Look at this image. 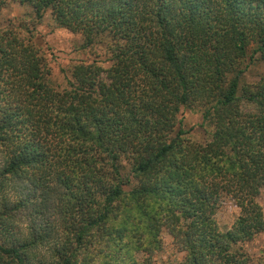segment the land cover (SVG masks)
Wrapping results in <instances>:
<instances>
[{"label": "trees", "instance_id": "obj_1", "mask_svg": "<svg viewBox=\"0 0 264 264\" xmlns=\"http://www.w3.org/2000/svg\"><path fill=\"white\" fill-rule=\"evenodd\" d=\"M17 1L83 47L104 41L108 64L76 62L54 86L32 31L0 28V189L15 196L0 197V264H153L161 229L183 252L163 264H251L264 74L242 82L241 61L252 47L264 63V0ZM184 107L207 140L175 129ZM226 199L238 214L221 230Z\"/></svg>", "mask_w": 264, "mask_h": 264}, {"label": "rangeland", "instance_id": "obj_2", "mask_svg": "<svg viewBox=\"0 0 264 264\" xmlns=\"http://www.w3.org/2000/svg\"><path fill=\"white\" fill-rule=\"evenodd\" d=\"M32 15V9L28 4L20 3L17 0H7L0 7V28L15 26L32 31L34 40L45 52L47 68L50 72L47 78L51 85L64 86L65 78L69 76L70 68L76 62L95 60L102 66L108 64V53L104 41L83 47L81 34L57 26L48 11L38 22L32 19ZM241 66L244 67L242 77L244 83L255 82L264 74V63L257 54L253 55L252 47L247 50L246 56L241 61ZM177 128L184 129L186 136L197 142L207 140L213 130L211 125L203 122L201 112L198 109L188 107L180 109L175 126V129ZM9 197L15 199L13 193ZM257 201L264 217V186L260 188ZM237 214L238 208L233 201L224 200L215 213L219 228L221 230L229 228ZM21 218L24 219L25 215H22ZM27 223L28 221H17V230L20 234H25ZM156 241L153 244V251L149 255L153 264L176 262L182 259L183 252L178 251L174 246L166 229H161L158 244ZM242 249L249 256L251 264H264V230L256 234L251 240L243 242ZM45 253L46 256L47 252Z\"/></svg>", "mask_w": 264, "mask_h": 264}, {"label": "clouds", "instance_id": "obj_3", "mask_svg": "<svg viewBox=\"0 0 264 264\" xmlns=\"http://www.w3.org/2000/svg\"><path fill=\"white\" fill-rule=\"evenodd\" d=\"M10 195H11V192L9 191L7 187L0 189V197L10 196Z\"/></svg>", "mask_w": 264, "mask_h": 264}]
</instances>
